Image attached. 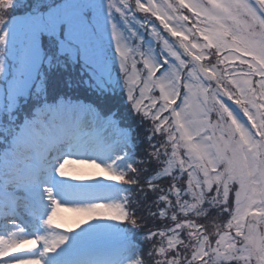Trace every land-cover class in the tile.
Here are the masks:
<instances>
[{
  "label": "snow or ice",
  "instance_id": "obj_1",
  "mask_svg": "<svg viewBox=\"0 0 264 264\" xmlns=\"http://www.w3.org/2000/svg\"><path fill=\"white\" fill-rule=\"evenodd\" d=\"M0 264H264V0H0Z\"/></svg>",
  "mask_w": 264,
  "mask_h": 264
},
{
  "label": "rangeland",
  "instance_id": "obj_2",
  "mask_svg": "<svg viewBox=\"0 0 264 264\" xmlns=\"http://www.w3.org/2000/svg\"><path fill=\"white\" fill-rule=\"evenodd\" d=\"M29 2H31V0H29ZM132 2L134 3V0H132ZM10 11H12V9H9V10H8V12H10ZM14 11H23V10L20 9V10H14ZM8 12H7V14H6V18H7ZM137 15L140 16V17L142 18L144 14H142V13H137ZM153 19H154V18H153ZM157 23H158V22H157ZM155 94L158 95V91H157ZM178 102H179V101H178ZM165 115H167V113H165ZM74 182H76V183H86V182H88V181H74ZM62 207H64V210L61 211V212L59 213V217H63V218H65L67 221H69V226H71V223H70V222L76 218V214L73 213V212H71V211H68L66 206H62ZM83 226H84V225H82L81 227H83ZM64 230H65V229H63V228H61V229H57V231H64ZM75 231H79V229H74V232H75ZM14 255H15V254H14Z\"/></svg>",
  "mask_w": 264,
  "mask_h": 264
},
{
  "label": "trees",
  "instance_id": "obj_3",
  "mask_svg": "<svg viewBox=\"0 0 264 264\" xmlns=\"http://www.w3.org/2000/svg\"><path fill=\"white\" fill-rule=\"evenodd\" d=\"M64 76V75H63ZM64 77H66V75L64 76ZM62 91H64V92H67V94H68V96H70L71 98H73V99H76V98H81L79 95H75V94H73V93H71V92H69V91H67V90H62ZM128 122V121H127Z\"/></svg>",
  "mask_w": 264,
  "mask_h": 264
}]
</instances>
